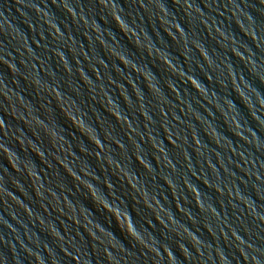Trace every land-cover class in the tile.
Masks as SVG:
<instances>
[{"label":"water","instance_id":"obj_1","mask_svg":"<svg viewBox=\"0 0 264 264\" xmlns=\"http://www.w3.org/2000/svg\"><path fill=\"white\" fill-rule=\"evenodd\" d=\"M0 264H264V0H0Z\"/></svg>","mask_w":264,"mask_h":264}]
</instances>
